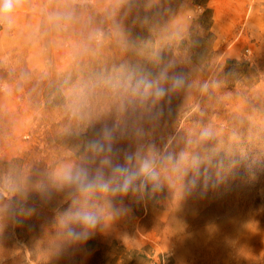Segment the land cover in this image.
<instances>
[{
	"label": "rangeland",
	"instance_id": "1",
	"mask_svg": "<svg viewBox=\"0 0 264 264\" xmlns=\"http://www.w3.org/2000/svg\"><path fill=\"white\" fill-rule=\"evenodd\" d=\"M105 130L169 157L163 190L95 194L71 245L57 173ZM181 154L208 162L188 194ZM0 264H264V0H25L0 26Z\"/></svg>",
	"mask_w": 264,
	"mask_h": 264
},
{
	"label": "clouds",
	"instance_id": "2",
	"mask_svg": "<svg viewBox=\"0 0 264 264\" xmlns=\"http://www.w3.org/2000/svg\"><path fill=\"white\" fill-rule=\"evenodd\" d=\"M24 3L25 0H0V26L12 28ZM182 82L180 76L172 78L173 87H179ZM150 87H146L145 93ZM166 93L167 89L162 86L154 90L158 98ZM90 147L99 158L95 167L68 164L57 173L61 188L69 194V199L65 201L69 207L57 226L71 245H83L100 231L103 217L97 206L89 203L92 196L99 193L101 196L118 198L122 204L121 210H127L123 201L129 198L134 201L150 199L163 190L162 173L166 171L163 165L169 159L161 158L153 149L146 153L125 152L121 155L113 150L109 130L103 132V142ZM207 163L198 157L181 154L179 166H174L173 170L183 178L185 194L197 187L201 167Z\"/></svg>",
	"mask_w": 264,
	"mask_h": 264
}]
</instances>
